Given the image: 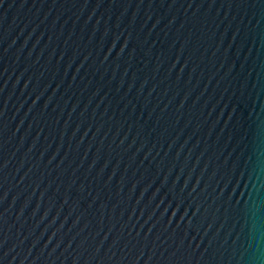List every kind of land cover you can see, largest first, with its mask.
Masks as SVG:
<instances>
[{"label":"water","instance_id":"obj_1","mask_svg":"<svg viewBox=\"0 0 264 264\" xmlns=\"http://www.w3.org/2000/svg\"><path fill=\"white\" fill-rule=\"evenodd\" d=\"M0 264H264V0H0Z\"/></svg>","mask_w":264,"mask_h":264}]
</instances>
